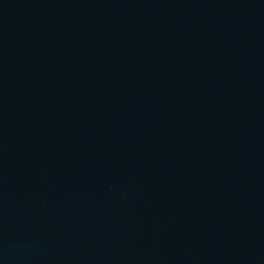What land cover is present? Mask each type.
Listing matches in <instances>:
<instances>
[{
  "label": "water",
  "instance_id": "obj_1",
  "mask_svg": "<svg viewBox=\"0 0 264 264\" xmlns=\"http://www.w3.org/2000/svg\"><path fill=\"white\" fill-rule=\"evenodd\" d=\"M0 264H264V0H0Z\"/></svg>",
  "mask_w": 264,
  "mask_h": 264
}]
</instances>
